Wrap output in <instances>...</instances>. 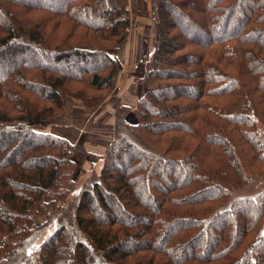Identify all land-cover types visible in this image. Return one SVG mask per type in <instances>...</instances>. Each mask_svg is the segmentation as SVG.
<instances>
[{
    "label": "trees",
    "instance_id": "obj_1",
    "mask_svg": "<svg viewBox=\"0 0 264 264\" xmlns=\"http://www.w3.org/2000/svg\"><path fill=\"white\" fill-rule=\"evenodd\" d=\"M151 9L137 123L115 112L99 177L77 189L72 145L31 124L64 110L61 91L87 108L109 94L130 14L0 0V264H264V191L231 198L264 171V0ZM72 60L94 64L60 68Z\"/></svg>",
    "mask_w": 264,
    "mask_h": 264
},
{
    "label": "rangeland",
    "instance_id": "obj_2",
    "mask_svg": "<svg viewBox=\"0 0 264 264\" xmlns=\"http://www.w3.org/2000/svg\"><path fill=\"white\" fill-rule=\"evenodd\" d=\"M127 1L122 0V3L130 14V27L124 43L111 51L117 62V70L109 94L96 106L87 108L61 91L64 110L51 119L31 124L34 130L42 133L52 134L55 129L61 127L69 128L76 134L77 138L74 141H67L72 145L70 161L75 166L73 179L76 181L77 189L85 187L86 183L93 184L99 177L105 150L113 139L115 112L120 107L129 108L131 111L126 115V121L130 125H135L137 117L133 109L139 98L147 91L143 79L150 70L148 53L154 36L151 0H134V7L127 4ZM131 41L134 44V60L128 61V45ZM25 58L24 55L21 58L16 57L10 63L17 64ZM93 64L92 60L86 62L72 60L67 65L61 64L60 68L75 70L80 65L90 67ZM4 71L0 68V76ZM91 93L89 96H93ZM262 128L259 126L263 133ZM260 173L258 176L248 177L246 184L232 192L231 198L234 200L251 198L264 191V171ZM98 213L104 214L101 211ZM53 229L54 225L49 228L48 233ZM43 238L45 236L37 243H41Z\"/></svg>",
    "mask_w": 264,
    "mask_h": 264
},
{
    "label": "crops",
    "instance_id": "obj_3",
    "mask_svg": "<svg viewBox=\"0 0 264 264\" xmlns=\"http://www.w3.org/2000/svg\"><path fill=\"white\" fill-rule=\"evenodd\" d=\"M127 4H129L130 6L132 5L131 7H134V0H128ZM132 41L129 42V45H128V52H129L128 61L134 60V54H133L134 53V49H133L134 44L132 43ZM125 53H126V51H125ZM52 134H54L55 136H58L60 138H64L68 141H74L77 138L76 134L73 133L72 131H70L69 128L58 127V129L57 130L55 129V131Z\"/></svg>",
    "mask_w": 264,
    "mask_h": 264
}]
</instances>
